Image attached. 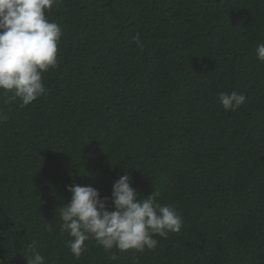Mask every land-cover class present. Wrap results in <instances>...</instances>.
I'll return each instance as SVG.
<instances>
[{
  "label": "trees",
  "instance_id": "obj_1",
  "mask_svg": "<svg viewBox=\"0 0 264 264\" xmlns=\"http://www.w3.org/2000/svg\"><path fill=\"white\" fill-rule=\"evenodd\" d=\"M46 15L62 30L47 95L0 90V264H26L32 243L46 264H264V0H58ZM232 91L246 102L226 111ZM125 172L181 231L143 252L90 239L75 258L68 186L110 207Z\"/></svg>",
  "mask_w": 264,
  "mask_h": 264
},
{
  "label": "clouds",
  "instance_id": "obj_2",
  "mask_svg": "<svg viewBox=\"0 0 264 264\" xmlns=\"http://www.w3.org/2000/svg\"><path fill=\"white\" fill-rule=\"evenodd\" d=\"M58 0H0V90L5 93L4 103L19 100L28 106L47 95L43 73L58 65L60 26L51 21L46 12ZM133 42L143 47L137 33ZM257 56L264 61V43L257 46ZM12 92L11 97L7 93ZM224 110H236L246 102V96L237 91L219 93ZM7 119L0 109V122ZM132 178L125 172L112 186L109 198H101L92 186L70 185L69 202L60 208L61 232L72 238L68 246L79 259L87 250L86 241L95 239L106 251L114 247L120 251L135 249L139 252L155 250L158 240L169 233H179L182 217L177 209L157 202L158 193L141 199L131 187ZM26 264H46L45 257L29 244ZM115 259V256H112Z\"/></svg>",
  "mask_w": 264,
  "mask_h": 264
}]
</instances>
